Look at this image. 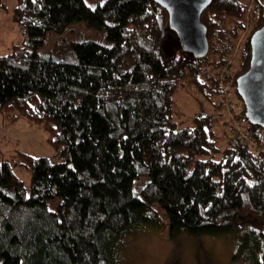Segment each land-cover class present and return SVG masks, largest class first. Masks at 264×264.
I'll use <instances>...</instances> for the list:
<instances>
[{
    "label": "trees",
    "instance_id": "obj_1",
    "mask_svg": "<svg viewBox=\"0 0 264 264\" xmlns=\"http://www.w3.org/2000/svg\"><path fill=\"white\" fill-rule=\"evenodd\" d=\"M12 21L25 42L0 56V114L43 126L56 155L18 152L0 162V264H115L113 243L134 222L160 228L151 206L165 213L170 239L264 227V131L247 121L236 90L250 39L264 26V0H212L200 18L202 58L181 49L154 0H106L94 9L83 0H16ZM75 22L96 31L93 40L78 34L38 54L48 34ZM247 25L230 81L225 68ZM171 41L178 46L168 55ZM223 71L240 103L235 119L257 149L231 140L220 151L214 115L198 114L191 128L174 122L173 97L186 84L218 94L223 105ZM17 168L29 173L28 186Z\"/></svg>",
    "mask_w": 264,
    "mask_h": 264
},
{
    "label": "rangeland",
    "instance_id": "obj_2",
    "mask_svg": "<svg viewBox=\"0 0 264 264\" xmlns=\"http://www.w3.org/2000/svg\"><path fill=\"white\" fill-rule=\"evenodd\" d=\"M106 0H83L84 4L94 9ZM16 0H0V56L11 52L12 47L22 46L25 35L12 21V12ZM248 32V25L241 32L235 51L226 65L229 80L238 70L239 44ZM96 31L89 29L83 22L71 24L64 34H48L38 54L48 52L54 42L58 40H74L78 34L93 40ZM178 44L171 41L165 46V52L172 55V47ZM233 75V76H231ZM228 80V81H229ZM201 83L204 80H201ZM224 83V81H223ZM226 88L230 86L225 84ZM231 93V92H230ZM234 95L231 93V97ZM221 97L203 87L196 88L193 84H186L175 92L173 97V119L178 128L193 127V119L198 114L214 115L213 131L215 145L223 151L233 139L230 127L232 120L220 106ZM235 105L239 101L233 100ZM242 123V122H241ZM245 126L246 124L242 123ZM24 153L33 158L53 159L55 148L49 141V134L41 125H30L24 119L11 121L0 114V162L9 159L15 153ZM218 158V157H217ZM16 176L27 186L30 175L27 171L17 168ZM146 180L136 181L133 185L134 194L139 197L140 190ZM60 199L47 204L50 211H54ZM160 220V228L151 224L134 222L113 243L111 254L115 264H260L264 250V227L245 224L219 236H202L199 238L179 236L170 239L168 236V221L165 213L157 206H151Z\"/></svg>",
    "mask_w": 264,
    "mask_h": 264
},
{
    "label": "water",
    "instance_id": "obj_3",
    "mask_svg": "<svg viewBox=\"0 0 264 264\" xmlns=\"http://www.w3.org/2000/svg\"><path fill=\"white\" fill-rule=\"evenodd\" d=\"M168 14L169 27L183 51L195 58L208 52L207 30L201 24L202 13L212 0H154ZM249 69L236 82L247 121L264 131V26L250 39Z\"/></svg>",
    "mask_w": 264,
    "mask_h": 264
},
{
    "label": "built area",
    "instance_id": "obj_4",
    "mask_svg": "<svg viewBox=\"0 0 264 264\" xmlns=\"http://www.w3.org/2000/svg\"><path fill=\"white\" fill-rule=\"evenodd\" d=\"M224 73L225 72L223 71L220 75L221 82L225 80ZM221 87L223 90V108L225 110V113L228 114L232 120L230 131L233 139L241 144H247L254 149H257V143L251 139L250 135L245 129V126L239 120L235 119V115H238L241 110L240 103H238V105L234 104L233 100L235 97H231V93L228 92L223 82L221 84Z\"/></svg>",
    "mask_w": 264,
    "mask_h": 264
}]
</instances>
